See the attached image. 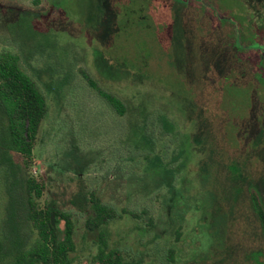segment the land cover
<instances>
[{"label": "rangeland", "instance_id": "374dc122", "mask_svg": "<svg viewBox=\"0 0 264 264\" xmlns=\"http://www.w3.org/2000/svg\"><path fill=\"white\" fill-rule=\"evenodd\" d=\"M2 51L46 98L30 173L74 214L71 264L96 252L87 191L126 264H264V0H0ZM4 127L0 109V233L21 174Z\"/></svg>", "mask_w": 264, "mask_h": 264}, {"label": "trees", "instance_id": "16d2710c", "mask_svg": "<svg viewBox=\"0 0 264 264\" xmlns=\"http://www.w3.org/2000/svg\"><path fill=\"white\" fill-rule=\"evenodd\" d=\"M87 80L94 85L92 79ZM97 90L118 114L126 112L124 101L105 90ZM0 109L6 126L2 145L21 159L17 169H13L14 178L21 173L15 180L20 191L19 201L13 200L5 229L0 233V264H71V253L76 247L74 214L54 201L42 205L39 199L44 183L30 173L38 130L47 114L46 98L21 68L18 55L10 51L0 52ZM253 203L264 232V208L257 196L253 197ZM73 205L83 212L90 209L84 228L97 233L93 264H126L124 252L111 247L107 231L99 230L118 217L117 209L94 191L81 192L74 197ZM122 212L138 217L126 209ZM61 221L62 229L58 226ZM23 225L33 232L32 240L21 232Z\"/></svg>", "mask_w": 264, "mask_h": 264}]
</instances>
